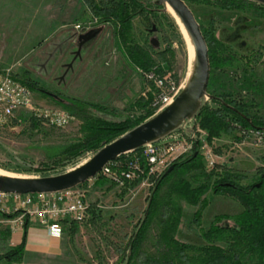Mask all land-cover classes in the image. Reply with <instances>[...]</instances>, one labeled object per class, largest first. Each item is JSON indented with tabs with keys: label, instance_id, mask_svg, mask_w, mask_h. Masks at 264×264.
Listing matches in <instances>:
<instances>
[{
	"label": "rangeland",
	"instance_id": "374dc122",
	"mask_svg": "<svg viewBox=\"0 0 264 264\" xmlns=\"http://www.w3.org/2000/svg\"><path fill=\"white\" fill-rule=\"evenodd\" d=\"M106 1L111 0L93 3L101 7ZM133 1L138 6L132 10L128 45L148 54L153 67L164 74L163 80L181 91L191 74L194 56L180 25L165 6L155 5L154 0ZM216 1L185 0L201 28L213 32L235 54L239 72L222 77L225 88L222 85L218 89L238 93L245 103L255 106L251 113L264 118V9L243 0L236 1L239 7L229 9ZM87 3L0 0V69L11 70L29 86L34 107L64 111L73 118L65 128L57 129L34 119L30 112H22L16 128L0 133V172L5 175L42 178L69 172L98 152L81 147L66 152L86 139L82 132L86 120L139 126L159 113L153 103L162 91L148 77L161 78L132 63L111 25L101 27L94 22ZM76 25L82 29H76ZM150 95L155 97L153 103L139 108L138 103ZM93 106L104 107L106 112ZM203 108L216 111L220 105L206 98ZM173 136L191 148L175 162L198 156L207 173L230 171L242 178L243 185L263 173L264 131L235 126L230 133L211 138L195 117ZM209 155L217 161L213 170L207 168ZM199 174L191 173L187 179ZM153 186L134 182L118 187L108 180L89 181L85 185L88 218L75 226L74 232L70 226L65 228L59 253L27 258L25 254L22 262L0 260V264H125L129 243L143 219ZM205 200V209L177 200L182 217L176 238L181 243L206 245L202 232L217 216L232 217L243 210L236 200L213 191L205 195ZM197 213L202 216L200 225L194 222ZM31 224L39 225L36 221ZM156 228V224L151 227L146 242L145 249L151 253L155 252ZM11 233L9 226L0 225L2 257L11 249Z\"/></svg>",
	"mask_w": 264,
	"mask_h": 264
},
{
	"label": "trees",
	"instance_id": "16d2710c",
	"mask_svg": "<svg viewBox=\"0 0 264 264\" xmlns=\"http://www.w3.org/2000/svg\"><path fill=\"white\" fill-rule=\"evenodd\" d=\"M236 1L217 0L216 4L233 9L239 7ZM87 2L91 18L101 27L111 25L115 39L126 48L134 65L145 72L156 74L161 79L165 77L160 68L153 67L152 62L150 63L148 54H141L139 48L128 45L132 10L138 6L137 3L133 0L125 2L111 0L100 7L95 5L93 0ZM261 8L264 9V6ZM202 31L208 44L211 63L208 94L211 100L220 105V109L216 111L201 109L196 116L200 119L201 126L209 131L211 138L230 133L235 126L264 131V118L251 113L254 105L245 103L239 98L238 93L218 89L223 85L222 77L237 74L239 67L234 64L235 54L231 47L217 40L213 32L203 29ZM150 84L153 85V82ZM154 98L150 95L148 99L142 100L143 102L138 103L139 108L149 106ZM93 107L106 112L104 107ZM245 118L250 119V123ZM137 126L138 124L131 122L125 124L86 120L82 126L86 139L66 152L76 151L80 147L99 151ZM125 159L126 157L122 156L117 161L124 162ZM194 172L200 174L187 179V176ZM262 172L254 182L243 185L242 178L230 171L221 175L215 172L207 173L198 156L192 155L184 161L175 162L153 186L143 219L129 243L125 264H264V169ZM95 181L104 183L106 180L97 177ZM209 191L236 200L242 206V212L232 217L217 216L209 229L202 232L201 236L206 245L196 247L181 243L176 238L182 217L177 200H183L189 206L205 209L207 206L205 195ZM201 218V214L197 213L194 222L200 225ZM154 224L157 226L156 241L153 245L155 252L151 253L146 251L145 247ZM68 226L74 232L77 224L64 221L63 232ZM25 254L23 242L11 247L8 253L0 256V260H6L8 263L22 262Z\"/></svg>",
	"mask_w": 264,
	"mask_h": 264
},
{
	"label": "built area",
	"instance_id": "2783aa9c",
	"mask_svg": "<svg viewBox=\"0 0 264 264\" xmlns=\"http://www.w3.org/2000/svg\"><path fill=\"white\" fill-rule=\"evenodd\" d=\"M75 28L82 29L80 25ZM148 78L162 91L153 103V107L161 112L174 101L180 90L154 75ZM25 111L39 122L57 129L65 128L73 119L64 111L34 107L30 88L13 76L11 70L0 69V133L16 128L20 122L18 117ZM173 135L124 155V162L116 160L109 163L94 180L104 178L118 187L134 182H140L141 186H153L173 162L191 149ZM216 163L214 155H209L208 170H213ZM85 185L56 194L0 193V225L9 226L10 231L15 233L36 221L52 236L61 237L64 221L81 225L88 218L90 207Z\"/></svg>",
	"mask_w": 264,
	"mask_h": 264
},
{
	"label": "water",
	"instance_id": "95a60500",
	"mask_svg": "<svg viewBox=\"0 0 264 264\" xmlns=\"http://www.w3.org/2000/svg\"><path fill=\"white\" fill-rule=\"evenodd\" d=\"M248 1L264 6V0ZM154 3L159 7L168 6L174 12L189 37L194 51L191 74L174 101L150 120L104 146L85 164L69 172L42 178L0 175V193L56 194L82 186L93 180L109 163L146 145L159 142L178 131L197 116L206 98L211 99L208 94L211 76L209 48L194 13L185 0H154ZM245 119L250 123V119Z\"/></svg>",
	"mask_w": 264,
	"mask_h": 264
},
{
	"label": "crops",
	"instance_id": "0c3cea01",
	"mask_svg": "<svg viewBox=\"0 0 264 264\" xmlns=\"http://www.w3.org/2000/svg\"><path fill=\"white\" fill-rule=\"evenodd\" d=\"M63 235L61 237L52 236L44 227L30 223L25 230L11 233L9 244L14 247L24 242L26 258L28 256L57 254L61 249Z\"/></svg>",
	"mask_w": 264,
	"mask_h": 264
},
{
	"label": "bare ground",
	"instance_id": "6f19581e",
	"mask_svg": "<svg viewBox=\"0 0 264 264\" xmlns=\"http://www.w3.org/2000/svg\"><path fill=\"white\" fill-rule=\"evenodd\" d=\"M166 9L168 10L169 13H171V15H173V17L177 20L178 24L180 25V27H181V31L183 32V34H184V36H185L184 38H185V40L187 41V44H188V46H189L188 49H189V51H190V55H191V57H193V56H194L193 47H192V45H191L190 39H189V37L187 36V34H186V32H185L183 26L181 25L179 19L175 16L174 12H173L168 6L166 7ZM0 175H5V174H3V173L0 172ZM9 176H10V175H9Z\"/></svg>",
	"mask_w": 264,
	"mask_h": 264
}]
</instances>
